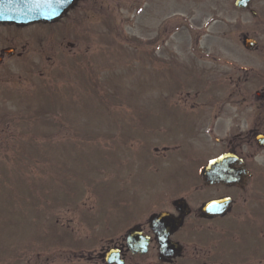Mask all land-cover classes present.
<instances>
[{
    "label": "rangeland",
    "instance_id": "1",
    "mask_svg": "<svg viewBox=\"0 0 264 264\" xmlns=\"http://www.w3.org/2000/svg\"><path fill=\"white\" fill-rule=\"evenodd\" d=\"M159 1L160 17L140 21L136 0H127V21L114 24L111 37L81 40L80 50L89 51L62 54L41 75L14 57L1 62L0 113L7 115L0 122V264H87L88 250L119 234L127 219L191 183L192 169L166 165L154 152L173 139L160 140L139 118L152 117L163 99L229 96L236 73L246 92L252 69L264 80V0L251 1L256 16L234 0ZM158 25L160 42L175 43V51L166 48L154 63L148 40ZM39 32L35 25H0L7 39ZM243 33L257 38L255 50L244 48ZM252 211V264H264L262 192L252 194Z\"/></svg>",
    "mask_w": 264,
    "mask_h": 264
},
{
    "label": "flooded vegetation",
    "instance_id": "2",
    "mask_svg": "<svg viewBox=\"0 0 264 264\" xmlns=\"http://www.w3.org/2000/svg\"><path fill=\"white\" fill-rule=\"evenodd\" d=\"M126 1L71 0L54 19L26 24L42 29V32L32 35L38 43L31 36L9 40L0 34V64L4 58L14 57L26 66L29 63L27 71L41 75L45 70L58 66V57L62 54L86 53L88 48L80 50L81 40L87 38L92 41L97 36L102 38V34L111 37L113 25L127 21L126 14L122 13L128 7ZM159 2L136 0L140 21L145 16L159 18ZM1 24L22 26L12 22ZM162 35L158 25L151 39L152 45L155 43L152 48L154 55H160L166 49V45L162 48L160 42ZM196 40H199V35ZM172 47L175 43L169 42L168 49ZM33 50L37 55H28ZM154 60L158 61L156 57ZM45 65L49 68H39ZM230 78L228 83L232 90L229 96L163 99L154 103L152 117L139 119L143 129L152 125L151 130L158 133L160 140L173 139L171 143L155 145L154 152L165 158L162 163L166 165L192 169L191 183L166 202L165 199H155V208L147 212L141 210L127 219L119 234L105 238L97 254H89L87 259L91 264H109L101 252L111 245L118 247L124 264H252V219L256 217L252 211V194L259 191L264 195V143L258 140L260 134L264 137V80H256L252 69V92L248 88L246 92L242 75L237 74L236 79L231 75ZM158 110H163V113H158ZM176 110L182 116L177 115ZM146 114L142 113V116ZM5 115L7 113H0V122ZM157 129L165 131L160 134ZM3 130L0 126V131ZM177 133L187 137L177 142L174 139ZM209 136L215 139L216 144H207L206 137ZM188 138H198L200 142L193 144ZM221 153L233 155L221 167L223 171L220 174L225 176L226 173V176L215 181L205 180L199 173L200 167ZM211 200L221 201L222 206L205 207ZM164 210L175 216L182 214L177 227L153 223L155 215ZM245 221L250 223L242 224ZM162 228L167 230L169 240V247L165 249L160 247L159 231Z\"/></svg>",
    "mask_w": 264,
    "mask_h": 264
},
{
    "label": "water",
    "instance_id": "3",
    "mask_svg": "<svg viewBox=\"0 0 264 264\" xmlns=\"http://www.w3.org/2000/svg\"><path fill=\"white\" fill-rule=\"evenodd\" d=\"M250 0H235L234 3L238 7L248 6ZM68 3L63 0H0V21H15L17 23H26L37 19H52L59 15L63 9L67 7ZM255 13V10H252ZM255 43V40L251 37H244L245 46L251 48ZM219 156L211 159L204 167H202L201 173L205 179L219 180L223 178L221 174H212L216 171H220V163L225 157ZM221 201H210L206 204V207L214 208L216 205H221ZM224 208H222L223 210ZM184 213V212H182ZM181 221V215L173 217L170 213L162 211L158 213L154 220V224L158 225H174L177 226ZM162 237H160L161 248H167L169 241L166 237L165 230L160 231ZM164 233V234H163ZM105 258L108 262L123 263V259L120 258V252L117 248H110L105 253Z\"/></svg>",
    "mask_w": 264,
    "mask_h": 264
}]
</instances>
